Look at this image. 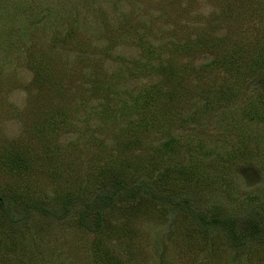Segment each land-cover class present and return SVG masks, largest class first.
<instances>
[{"label": "rangeland", "instance_id": "1", "mask_svg": "<svg viewBox=\"0 0 264 264\" xmlns=\"http://www.w3.org/2000/svg\"><path fill=\"white\" fill-rule=\"evenodd\" d=\"M241 40L243 74L220 59ZM107 176L159 198L106 210L98 233L77 224L80 203L64 219L23 210L90 202ZM4 193L0 264H126L135 247L138 264H264V236L202 235L164 200L264 227V0H0Z\"/></svg>", "mask_w": 264, "mask_h": 264}, {"label": "trees", "instance_id": "2", "mask_svg": "<svg viewBox=\"0 0 264 264\" xmlns=\"http://www.w3.org/2000/svg\"><path fill=\"white\" fill-rule=\"evenodd\" d=\"M224 17L228 16L225 14ZM201 37H206V41H208L206 42V44H211L212 46H215L214 48L218 47L215 36L206 34ZM243 42L244 41L242 40L238 42L232 41L220 52V59L223 61V65L226 64V66H228L225 67L228 68L227 70L236 71V73L239 74H243L247 71L248 65H244L242 59L241 61H239L240 58L237 56L238 50H244L246 51L245 53L248 52L249 44H247L246 41L244 43ZM34 69L37 70V66H35ZM45 72L46 75H48V71L46 69ZM41 80L44 81L45 87L49 85L54 87V84L51 83L49 77L46 78V76H41ZM13 161L14 162L12 163L11 160H9L11 165H15V167L21 169V167L18 165L19 160ZM6 166L10 169V166H8V164H6ZM16 184L18 185V187H21V183H18L16 181ZM96 191L98 192L95 193ZM91 193L93 196L90 202L84 200L85 198L80 196V194H76L75 196H67L62 199L58 207L55 206L57 208H54L53 206H51V208H48V206L43 205L35 199L29 201L22 200V207L23 210L27 213L39 212L44 216L53 215V217H56L58 219H64L69 213H71L74 205L76 203H80L82 204L83 208L82 210L77 212V224L90 233H98L104 226V212L106 210H110L113 208L116 209V207L120 208L119 204L125 203L127 212L132 213L131 215H135L139 211H141L140 204H144L147 196H149V198L158 199L160 195L159 192L157 193L150 186L145 185L142 180H129L127 182L122 180V178H120L119 176H107L103 183L97 186V189L95 191H91ZM164 200L167 202L169 207H171L173 212L177 213L179 211H182L188 214L191 219L196 222V229L202 235H207L212 230H223L226 231V236L230 243H232V245H242L244 244V241L246 242V239L260 238L261 236H264V227L260 226L261 220L259 217L248 216L247 218H245L244 222L241 223V219L238 220L233 216H219L191 209L187 206L189 205V201L187 199L175 200L174 198L167 196L164 198ZM11 205L12 202L8 200V196L5 195V193L0 194V216H9ZM134 210L135 212H132ZM167 210L169 212V208ZM167 210L164 209V212H166ZM239 221L240 224H238ZM107 247L108 246H106L104 250L103 245L100 251H96L95 260H101L104 253L108 254L109 250H107ZM137 249L138 247H135L131 249L132 252H127L128 258L124 260L126 264L139 263L140 260H138V256H136L135 254L137 253ZM90 258L92 259V255H90ZM102 263H106L105 260Z\"/></svg>", "mask_w": 264, "mask_h": 264}]
</instances>
